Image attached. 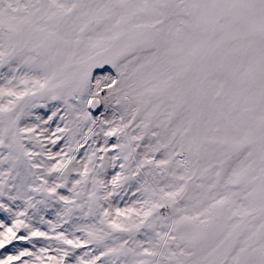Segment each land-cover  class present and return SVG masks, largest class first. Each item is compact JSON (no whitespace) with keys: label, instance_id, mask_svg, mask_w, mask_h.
<instances>
[{"label":"snow or ice","instance_id":"1","mask_svg":"<svg viewBox=\"0 0 264 264\" xmlns=\"http://www.w3.org/2000/svg\"><path fill=\"white\" fill-rule=\"evenodd\" d=\"M0 264H264V0H0Z\"/></svg>","mask_w":264,"mask_h":264}]
</instances>
